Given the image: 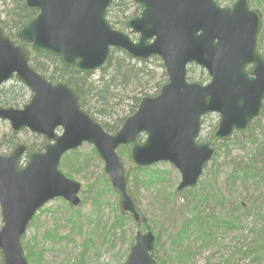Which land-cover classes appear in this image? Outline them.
Returning a JSON list of instances; mask_svg holds the SVG:
<instances>
[{
	"label": "water",
	"instance_id": "obj_1",
	"mask_svg": "<svg viewBox=\"0 0 264 264\" xmlns=\"http://www.w3.org/2000/svg\"><path fill=\"white\" fill-rule=\"evenodd\" d=\"M113 1L24 0L38 12L18 31L20 43L0 25V88L15 76L31 93L21 108L0 104V119L9 121L13 133L28 129L44 137L43 148L20 144L0 153L1 264H30L23 237L49 201L62 197L72 206L81 204V182L60 168L65 153L92 144L123 211L142 223L120 146L136 167L170 162L181 174L178 190L184 191L198 184L215 144L235 131L248 136L263 107L264 55L257 47L262 13L249 0L230 6L218 0H135L140 12L125 21L129 32L108 20ZM113 48L140 60L161 58L167 78L158 94L144 96L122 126L109 132L82 107L72 86L47 79L30 58L32 51L48 53L91 74L108 66ZM191 62L208 70L209 83L188 79ZM210 112L219 121L211 137L201 140L202 117ZM155 241L151 230H138L121 264H159Z\"/></svg>",
	"mask_w": 264,
	"mask_h": 264
},
{
	"label": "rangeland",
	"instance_id": "obj_2",
	"mask_svg": "<svg viewBox=\"0 0 264 264\" xmlns=\"http://www.w3.org/2000/svg\"><path fill=\"white\" fill-rule=\"evenodd\" d=\"M218 1L224 6H229L234 0ZM8 3H10V0H8ZM250 3L252 7L260 10L264 6V0H256L255 3L250 1ZM5 6L4 0H0V10H3ZM131 6V13L135 10L137 11L135 2ZM132 16L125 20L130 19ZM108 19L116 28L129 32L122 24L115 23L112 15L108 16ZM189 72H191L189 77L195 81H202V77H206L203 80L204 83L210 80L207 71L201 66L194 64L190 66ZM161 73L159 68L157 73L159 78L156 80L158 83L156 82L155 84L154 81H150L145 84V86L150 84V89L148 90L150 94L156 93V86L163 80ZM99 76L100 72L92 74L93 79H98ZM136 90L138 91V89ZM30 98L31 93L28 91L19 107L21 108L27 104ZM128 102L125 99V102L117 104L113 112L115 119L127 113L126 111L129 110ZM95 117L99 118V120L103 119L98 113H95ZM218 121L219 115L217 113H211L204 117L201 132L202 139H207ZM263 127L264 122L259 131L256 130L257 133L255 135L257 138L264 136ZM58 132L61 133L62 129H58ZM10 133L12 134V128L9 121L0 119V139ZM17 136L19 143L30 144L39 135L25 130ZM40 138L42 137L40 136ZM242 144L243 147H240L238 144L232 143L225 149L218 146L217 153H220L219 162L229 165L230 163L236 164L245 160L251 154L253 145L249 141ZM94 149V146L90 143H85L78 149L89 161L85 168L81 170L71 169L73 173L69 175L82 184V190L79 194L82 199L81 204L72 206L64 198H55L40 209L32 220L23 238V246L26 255L29 247H33L34 251H39V254L37 258L36 256H31L30 258L27 255L30 264H121L130 252V240L131 237H135L137 230H151L156 236L155 246L157 237H159V253L167 262L166 264H185V260L182 261L180 259L179 250L182 252L185 250L189 254V256H185L189 264H264V253L259 256V260H256V257L250 252L243 253L247 247L253 245L257 234L262 230L264 231V205L261 206L260 212L254 213L256 209L249 201L251 214L241 216V228L233 231L219 230L216 233L217 235L207 244H202L200 241L196 242L197 238L195 235L191 237L192 232L189 234L188 239L177 238L184 221L195 216L193 212H202L203 215L208 216L213 215V212L219 211V205L212 199L213 197L207 202H200L201 200L199 201L195 197V193L198 194L200 191L211 192L212 185L216 181L218 186L217 193L220 194L221 191H226L225 184H223L225 178L220 179L225 174H221L211 160L199 180H202L204 184H198L196 191L184 196L177 189L181 181V174L171 163L160 162L154 165L156 167L155 170L164 178L162 183L155 186H148L141 182L136 183L134 177L137 173L128 159L127 152L121 151V148L118 149L129 169L131 193L134 192L133 198L147 223L139 225L132 219L127 220L123 228L114 229L113 225L117 220L118 214L122 211L120 198L114 190L111 191L107 187L106 177L108 175L105 172V163L99 155L94 154ZM10 151L11 149L8 150L2 147L0 153L8 154ZM25 161V159H22L23 163ZM61 169L67 173L66 167H61ZM237 187L239 189L234 194H230L227 191L224 193H227L231 202L230 206L233 204L234 206L237 205V200L241 199L239 194L243 191L242 188L247 187L249 189V195L247 196L249 199L258 197V195L252 196L253 190L249 181L245 182L244 185L238 183ZM252 202L255 201L252 200ZM190 211H192L191 215ZM2 225L0 207V229ZM174 238L176 239L175 242H173Z\"/></svg>",
	"mask_w": 264,
	"mask_h": 264
},
{
	"label": "trees",
	"instance_id": "obj_3",
	"mask_svg": "<svg viewBox=\"0 0 264 264\" xmlns=\"http://www.w3.org/2000/svg\"><path fill=\"white\" fill-rule=\"evenodd\" d=\"M251 1L254 3L256 2V0ZM4 3L6 5L5 8L0 10V25L4 28L5 33L8 36L19 42L17 40V32L22 27L25 20L34 16L37 11L26 7L24 0H10V3H8V0H4ZM131 4H133V0H115L110 6L107 15H112L115 23L123 25L125 19L134 13L130 12L132 7ZM261 9L264 12V6L261 7ZM258 47L264 54V28L259 38ZM31 63L34 68L47 79L53 82H66L68 85L75 88L80 95L82 107L94 117L95 113L100 114L103 117L100 121L108 131H115L118 129L122 125L124 118L137 109L141 98L144 95L150 94L148 91L150 89V84L147 86H145V84L150 81H154L156 84V80L159 78L157 76L159 68L161 69L163 80L158 86H156L157 89H159L161 83L166 78V71L163 63L158 57L149 61H140L130 56L126 51L120 49L112 50L111 61L106 68L98 71L100 72L98 79H93L92 74L78 73L74 71L71 67L62 64L58 57L47 53L32 52ZM191 72L189 73L191 74ZM201 79H204V77ZM136 89H138V91ZM28 91L27 87L19 79L13 77L0 88V104L3 106L19 107ZM125 99L129 101L127 104L129 110L126 111L127 113L124 114V116L115 119L113 116L114 109L117 107V104L125 102ZM95 118L99 120V118ZM263 122L264 106L259 116L252 123L250 136L244 138L239 136L240 134L236 132L233 138L226 141H220L216 145V150L211 160L212 164L216 165L218 171L221 174H225V176H221L220 179L225 178L223 184H225L227 192L234 194L237 189H239L237 187L238 183L244 185L245 182L249 181L251 182L253 190L252 196L258 195V197L249 199L247 197L249 195V189L247 187L242 188L243 191L239 194L241 199L237 200L236 206H234V204L230 206L231 202L228 199L227 193L224 194L226 191H221L220 194L217 193L218 186L216 181L215 184L212 185L211 192L200 191L198 194L195 193V197H197L199 201L201 200L200 202H207L213 197L212 199L217 202V205H219V211L213 212V215L208 216L203 215L202 212H193L195 213V216L184 221L181 231L177 234L178 239H188L189 234L192 232L191 237L195 235L197 238L196 242L200 241L202 244H207L217 235L216 233L219 230L233 231L234 229L241 228V216H248L251 214V209L248 204L249 201L256 209V212L254 213L261 211V206L264 205V136L262 138H257L255 134L257 133L256 130L259 131L262 127ZM262 129L264 132V127ZM17 137V134L13 133H10L8 136H3V138L0 139V150H2V147L9 150L18 145L19 142ZM36 137L37 139L30 143V146L33 148L42 147L44 144L43 137L41 136L42 138H40V135ZM247 141L251 142L253 149L251 154L245 158V160L236 164L230 163L229 165L219 162L220 153H217L218 146L225 149L230 144L236 143L238 146L243 147L242 143ZM120 150L126 152L125 147H122ZM94 154L98 156L95 149ZM88 161L89 159L84 157L80 150L70 151L63 156L60 166L64 168L66 167V174L69 176L73 173L71 169L74 168L75 170H81L85 168ZM155 168L156 167L154 166L134 168L137 173L134 177L136 183L141 182L148 186H155L162 183L164 178L155 170ZM106 182L107 187L113 191L108 177H106ZM198 184L201 185L204 183L201 180ZM197 186L186 190L185 192H181L182 195L186 196L188 193L196 191ZM133 195L134 192H132V196ZM252 200L256 203L252 202ZM192 211H190V215ZM132 219L131 216L121 211L117 216L113 228H123L125 225L124 223H126L127 220ZM146 223L147 222L144 221L139 225H145ZM182 236L183 238H181ZM175 240L176 239L174 238L173 242H175ZM133 244L134 238L131 237L130 245L132 246ZM159 250V237H157V243L153 253L159 264H166L167 262L160 255ZM179 252L181 254L180 259L182 261L185 260V264H189L188 259L186 258L189 254L186 253L185 250L184 252L179 250ZM249 252L256 257V260H259V256L264 253L263 230L257 234L253 245L247 247L243 253ZM38 254L39 251H34L33 247L28 248L27 255L30 258L31 256H36L37 258ZM164 258L168 260L165 256Z\"/></svg>",
	"mask_w": 264,
	"mask_h": 264
}]
</instances>
